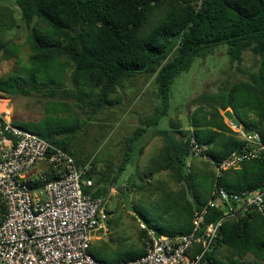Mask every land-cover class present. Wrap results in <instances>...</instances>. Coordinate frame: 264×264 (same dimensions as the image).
Segmentation results:
<instances>
[{
	"label": "trees",
	"instance_id": "trees-1",
	"mask_svg": "<svg viewBox=\"0 0 264 264\" xmlns=\"http://www.w3.org/2000/svg\"><path fill=\"white\" fill-rule=\"evenodd\" d=\"M14 1L20 12L18 27L27 31L30 55L20 72L0 79L1 94L24 98H71L75 107L95 117L114 105L112 96L118 93L124 81L140 74L155 77L162 108L155 110L151 118L142 122L145 127L137 128L127 139L125 156L117 173L110 177L101 175L97 179L94 162L90 163L83 179L91 181L92 185L82 187L84 195L93 198L107 196L109 188L105 186L117 182L127 162L131 143L146 133L147 128L156 126L167 111L175 78L188 72L195 58L204 57L215 47L226 46L230 62L236 64L242 62V53L250 49L261 60L259 72L248 74L249 83L241 84L239 88H224L211 96H199L195 102L204 103L206 109L201 104L198 106L199 110L191 120V135L198 144L208 146L206 155L212 161H220L230 153L240 151L245 142L224 122L223 112L231 109L243 131L258 134L264 143V130L261 129L264 122V0ZM3 17L4 11L0 9V29L10 28L11 24ZM11 20L14 23V19ZM0 53L10 59L14 51L11 46L0 42ZM68 67L71 69L65 80ZM66 82L75 90L64 89ZM49 105L47 112L66 113L59 116L65 117L59 122L65 121L67 126L55 129L39 126L40 129L33 133L72 155L69 145L60 141L58 136L77 130V113L66 102H51ZM242 109L254 111L255 120L243 119L240 115ZM0 123L4 124L1 117ZM177 133L179 137L174 131L158 132L164 145L155 163L159 170L171 171L188 183L191 174L187 172L186 161L190 157V137L186 138L188 131ZM74 161L78 168L87 165L84 161ZM45 176L44 181L32 185H43L54 177V172L50 170ZM219 184L229 193L236 194L263 188L264 150L260 159L243 162L239 169L226 172ZM210 194L207 199H196L193 206H186L187 225L181 234L191 231L194 209L202 207ZM0 212L2 215L5 212L1 203ZM220 215L214 211L207 222L217 220ZM141 237L146 238L145 231ZM221 247L229 253L224 261L217 254ZM199 250L197 245L195 251ZM99 253L104 255L103 259L90 252L104 264H120L141 257L144 248L113 254L99 249ZM245 256H251L252 261L242 262ZM207 258L211 261L209 264H260L264 260V217L250 212L237 220L225 221L217 245Z\"/></svg>",
	"mask_w": 264,
	"mask_h": 264
},
{
	"label": "rangeland",
	"instance_id": "rangeland-1",
	"mask_svg": "<svg viewBox=\"0 0 264 264\" xmlns=\"http://www.w3.org/2000/svg\"><path fill=\"white\" fill-rule=\"evenodd\" d=\"M14 2L7 0V6L14 9ZM8 10L10 12H4L3 18L11 27L0 29V42L11 46L14 54L10 59H5L0 53V79L20 72L21 66L27 63L30 55L26 43L27 31L22 26L18 27L20 12ZM11 19H14V23ZM226 50V46L215 47L204 57L195 58L189 71L181 73L173 81L168 109L157 125L147 128L146 133L131 143L126 156L127 162L119 173L117 182L110 184V187L105 186L109 188L108 197H105L108 219L104 225L105 230L91 233V254L103 259L104 255L99 253V249L110 254L143 249V231H151L155 235H181L187 225L186 206H193L196 199L208 198L214 176L210 160L191 157L187 159V172L191 174L188 183L180 180L171 171L159 170L155 160L164 142L158 132L174 131L175 136L179 137L178 131H188V139L193 129L191 120L193 115L197 114L198 106L201 104L202 108L206 109L204 103L195 102L199 96H211L224 88H239L241 84L249 83L248 74L259 72L261 60L250 49L242 53L240 64L231 63ZM70 69L68 67L64 75L65 80ZM154 79L153 76L140 74L124 81L118 93L112 96L114 105L95 117L75 107L71 98H24L0 93V117L16 127L28 129L31 133L44 125L48 129L64 128L67 126L66 122L59 121L65 117L59 116L66 113L53 114L52 111L47 112V108L51 102L68 103L77 113L78 128L74 133L58 136V139L69 145L73 159L88 164L94 162V175L97 179L101 175L110 177L117 173L124 159L127 139L132 137L137 127H145L140 120L151 118L155 110H160L163 106ZM63 88L75 90L74 86L67 85V82ZM240 90L247 93L244 88ZM254 114V111L240 110L241 117L248 122L255 120ZM44 120L47 122H42ZM224 122L230 126L226 118ZM261 129L264 130V122ZM43 168L44 166L39 165L32 173L37 174ZM94 185L96 186L95 179ZM2 218L0 212V221ZM223 249L221 247V252L217 254L218 258L224 261L229 253ZM250 261L251 256L242 259V262Z\"/></svg>",
	"mask_w": 264,
	"mask_h": 264
},
{
	"label": "built area",
	"instance_id": "built-area-1",
	"mask_svg": "<svg viewBox=\"0 0 264 264\" xmlns=\"http://www.w3.org/2000/svg\"><path fill=\"white\" fill-rule=\"evenodd\" d=\"M3 121L0 203L5 212L0 222V264H104L89 250L91 233L105 230L108 196L93 198L82 193V187L92 185L83 179L90 164L78 168L73 157L60 147ZM229 124L245 144L220 161L210 160L206 155L208 146L198 144L193 135L189 138L190 157L209 159L214 171L210 198L194 209L191 231L178 236L147 231L144 254L120 264H209L207 254L216 247L225 221L250 212L264 217V187L236 194L219 184L226 172L239 169L243 162L260 159L264 150L258 134H247L241 126ZM39 165L44 168L33 174ZM50 170L54 172L52 179L38 187L32 185L44 181ZM214 211L220 212V217L207 222ZM141 228L145 229L143 225Z\"/></svg>",
	"mask_w": 264,
	"mask_h": 264
},
{
	"label": "water",
	"instance_id": "water-1",
	"mask_svg": "<svg viewBox=\"0 0 264 264\" xmlns=\"http://www.w3.org/2000/svg\"><path fill=\"white\" fill-rule=\"evenodd\" d=\"M223 117L226 118L228 120V122H230L236 126H240V123L234 117V115L232 114V111L230 109L223 112Z\"/></svg>",
	"mask_w": 264,
	"mask_h": 264
},
{
	"label": "crops",
	"instance_id": "crops-1",
	"mask_svg": "<svg viewBox=\"0 0 264 264\" xmlns=\"http://www.w3.org/2000/svg\"><path fill=\"white\" fill-rule=\"evenodd\" d=\"M14 3H15V2H14ZM0 9L3 10L4 12H7V13L10 12V10H8V9H11V10H17V11H18L16 5H14V9L10 8L9 6H7V0H0ZM140 122L142 123V122H143V119L140 120ZM139 127H140V126H139ZM139 127H137V128H139ZM137 128H136V129H137ZM136 129H135V130H136ZM0 222H1V221H0Z\"/></svg>",
	"mask_w": 264,
	"mask_h": 264
},
{
	"label": "bare ground",
	"instance_id": "bare-ground-1",
	"mask_svg": "<svg viewBox=\"0 0 264 264\" xmlns=\"http://www.w3.org/2000/svg\"><path fill=\"white\" fill-rule=\"evenodd\" d=\"M1 102V101H0ZM4 102V101H3ZM2 107V106H1Z\"/></svg>",
	"mask_w": 264,
	"mask_h": 264
}]
</instances>
